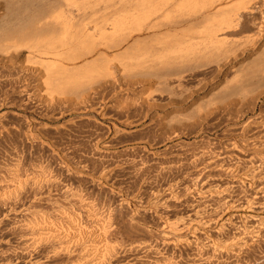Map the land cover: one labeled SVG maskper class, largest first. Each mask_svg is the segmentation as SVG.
<instances>
[{
	"label": "rangeland",
	"instance_id": "rangeland-1",
	"mask_svg": "<svg viewBox=\"0 0 264 264\" xmlns=\"http://www.w3.org/2000/svg\"><path fill=\"white\" fill-rule=\"evenodd\" d=\"M10 1L0 0V18L4 15L1 14L3 11H5V13L7 12L6 2L10 3ZM45 1L47 2L48 0ZM51 1L49 0L47 2L48 4H45L46 8H44V5L43 7H40L43 10L45 9V11L40 9V14L37 16L38 19L41 20L39 16L44 19V16H42L41 13H43V15L44 13L46 14L45 16L47 20L48 17L52 15L53 8H49L50 3V5L52 4V6H56L54 10V12L56 11V14L57 11L58 13L61 12L59 9L62 8V12L66 10L64 14L69 12L68 14L66 13V16H73L72 19H74L72 20V28L74 31L77 28L80 30V27L82 34L86 31L85 39L83 37L81 38L82 40L78 41H82L81 44L79 43L78 45L76 43L77 46L74 45L76 47L71 46L72 49L69 48L71 50L67 51V49H65L64 52H61L65 54L63 55L64 60L68 62V64L65 61L61 62L63 63L62 65H65L64 70L66 75L63 76V79L61 78L58 80L59 83L56 81L58 85H56L57 83H54L52 88L54 87L53 89L55 90L56 87L57 90H53V93L51 94L52 96H47V87H40L38 93L40 94L41 92L40 95L31 91L34 86H31L33 84L32 78L36 76L42 77L44 75V68L40 65L39 61L42 62L43 60V62L46 63L47 57L42 54L41 56L38 52L37 54L34 52V59L31 57L32 54H29L31 52L24 49L23 46L19 44L17 45L19 49H17L16 44L11 40L9 41L6 37V31L4 32L5 36L3 35L4 38H6L4 39L5 41L2 40L3 37H1L0 40V56H2L0 60L3 61H0V200H4L7 196L9 199L11 198L10 200L6 199L8 201L5 200V202L0 201V218H2L0 219V252L3 251L0 253V262L2 261V264H83L85 260L87 263L91 261L95 262L99 257H103L101 258V261H103L100 262V264H147L150 261L151 262L149 264H159L160 260H165L166 257H173L166 260H174L173 263L176 262L178 264H195L191 261L196 259H199L200 262L196 264H229L230 262H232V264H258L257 261H259V264H264V258H262V256H264V240L262 243L260 242V245L258 244V247L260 248L257 247V244L256 246L254 245L255 247L253 246L254 249L253 247L249 248V252L251 254L248 252L241 255L243 257L238 256L241 259L236 256L230 258H227L226 256H219L213 260L208 259L210 256H206L204 258L201 257L202 259H200V257L196 258V255L199 254L198 250L203 245H206L207 242L210 243L211 240H215L213 243H219V240L222 241L221 239L217 240L210 238L211 240L205 241L204 238H201L200 240H196L194 245H197L192 246L191 248H188L185 245H177L176 248L170 249L168 247V240L161 235L164 232L162 230V226L165 224V226L178 224V221L181 219L177 220L178 217L183 216V218L186 219V215H188L190 211V208H188L191 204L190 201H193V198H198L199 200L202 195V188L200 189L201 191L199 190L200 195H198V192H196L197 194H193L191 192L186 193V183L195 178L189 170H184L179 175H175L173 173L171 175L169 173L170 177L168 173V176L156 173L160 172L161 170H158L162 168L164 164H167V162L170 163L171 161V163H173L176 161H182L184 156H186L185 158L190 157L189 155L192 156L199 148L202 149L203 147L205 148V146L208 147L211 146V144H216L217 141L215 143L213 137L214 135L217 136V134H220L218 136H220L219 139L221 138L220 141L222 143L226 138L231 136L230 134L239 137L241 135L239 131L245 124V120H247L250 116H255L257 119H261L263 117L264 119V42L261 45L262 47L252 49L253 44L251 45V43L253 42H251L249 46L247 45L248 42L244 40L245 37L249 38L250 34L244 31L243 33H239L238 36H235L238 39L237 42L240 43L241 41V43H245L247 45H244V47L239 44H237L236 47L235 37L232 38L234 41L229 39V41L231 43L234 42V44H231L228 41V44L219 46L221 49L217 48L218 46L209 47L207 46L208 44H206L208 48L204 46L205 44L195 45L198 40L197 38L201 35V33L210 29V27L206 25L207 22L203 23V19L198 17L197 20H189V23L191 22V25L194 26H191L190 30V28H187L188 22L185 23L186 18L188 20V15L177 12L170 15V19L172 18L170 22L172 21L173 23V21L177 22L178 20L179 24L182 25L180 29L183 30H180V32L183 34V32L186 31V33L184 32V35L186 36H184L185 39L183 40H189V38L187 39L188 34V36H190V41L192 43L194 42L193 45H195L194 47L197 46V48H193V46L191 47L190 45L188 48V45L183 46L180 44L181 46L190 49L185 51L184 48L182 49L181 46L176 43L177 41L175 38H170V40L168 39L167 41V43L170 42L169 44H164L163 42L161 43V45L167 46L164 50V46H159L160 42H158L157 39H152L153 37L151 35L155 31H158L159 28H157L154 32L144 35H135L134 33L133 36H129L131 39L128 38V31L126 32L128 34L124 33L125 35L122 33L119 36L120 33H118V36L117 34L115 36L112 35L113 38L118 41L114 42L115 40L111 37V34L108 35V30L105 31L106 34L103 32L102 35L105 34V36L101 35L103 39L101 36H96V33L92 35L93 28L102 30L105 27L102 18H99V16H101L100 11H103L102 7L106 2L104 3L103 1V3H101L100 1L102 0H89L90 2L84 0L85 3L89 2L92 4L90 7H95L94 2L99 1L96 6L99 5L101 10L98 11L99 13L94 15V12L96 13L97 11L95 10L93 14L90 15L93 8L90 9L89 7L87 9L88 17L86 15L87 18H84L86 21L83 20V22L79 21L81 20V17H84V15L81 14L83 12L79 10L77 11L78 8L72 6V4H75L76 0H72V4L67 2L71 5V7H69V5L66 6L67 3L63 0H54L56 2L55 4L53 3V0ZM110 1L111 0H109V2ZM116 1L118 2V0H115L114 4ZM126 1L128 3L130 2V0ZM247 1L248 2H245V6L249 5L246 3H250L251 5L248 7H255L257 8V11L262 5V9L260 8L261 10H259V12L261 11V13H264V0ZM112 2L113 1L110 3ZM100 3L103 4L102 7L100 6ZM5 4L6 7H4ZM77 4L80 3L78 2ZM259 4L260 6H258ZM115 5L117 6L120 4L117 3ZM233 5H235V3ZM47 8H49V11L52 9L50 11L51 14H47L49 13ZM96 8L97 7H95V9ZM229 8H231V6L224 8L228 9L229 13L225 10L227 14L231 13ZM71 9H74V12ZM168 9L172 10L173 8L169 7ZM242 10L244 9H241V11ZM168 11L171 12L170 10ZM78 12L80 17H78ZM187 13L191 14L192 12ZM4 18L5 15L1 18V20ZM6 18L9 17L7 16ZM165 18L168 20L169 16L162 18V20H165ZM218 18L221 19L220 17ZM5 19L2 20V22L5 21V24L7 23V25L3 26V23L0 20V23H2V25H0V30L2 27L4 28L5 26H8L10 19ZM45 19L41 20V22L47 21ZM156 20L160 21L161 19L159 20L157 18H153V23H155ZM200 20L201 22H197L200 24L202 23L199 26V24L195 21ZM28 21L29 20L23 23L24 25L22 26L24 28L28 27L25 26ZM152 21L150 22L151 25ZM73 22L78 24L76 25V23ZM163 22L164 21H162V23ZM170 22L168 20L167 23ZM164 23L169 26L162 27L160 24L162 30L168 29L171 31L173 29L174 24H167L166 21ZM86 24L87 26L90 24L91 27H86ZM93 24L96 26L98 24L99 27H96ZM203 24L204 28L201 27ZM147 25L146 27L149 26ZM7 28L9 27H5V30ZM53 29H56L57 31L59 27ZM107 29L109 28L107 27ZM57 32H59V30ZM195 32L199 33V36ZM49 33L51 34V32ZM2 34L3 31H1L0 36H2ZM59 34H57L58 38H62L64 36H61V34L59 36ZM87 34L89 36H87ZM148 34H150L151 37ZM126 35L129 41H127V38L125 40L124 37H126ZM145 35L148 38H146ZM195 35L197 36L195 37ZM86 37H88V39ZM136 37L137 40H135ZM141 37L145 38L142 39ZM92 38L95 39V43ZM118 38L120 39L118 40ZM123 39L127 42H124ZM174 39L176 41V46L175 49L171 50V46L173 47L175 45L173 43ZM192 39L195 40L192 41ZM7 40L9 43L12 42V44L7 42L10 46H12L10 48V46L7 45L10 51L8 48L5 50V43ZM139 40L140 42L141 40L145 41L144 43L142 42L139 44ZM150 40L154 41L151 42ZM183 40H179L178 43H182ZM148 41L149 43H147ZM135 43L138 44L135 45ZM13 45H15V47H13ZM168 45H171L170 49ZM114 46H116L117 49H115ZM177 46L180 48L177 49ZM160 47L161 49L163 47V49L161 50ZM245 47L247 48L245 49ZM79 48L80 50H78ZM235 48H240V50H236ZM20 49H22V51H20ZM180 49L182 51H178ZM4 50L6 51V56L8 57H4ZM8 51L10 53H8ZM92 51L93 54L91 55ZM172 51H174V53H171ZM15 52H17V54ZM235 52H237V57L235 56ZM7 53L9 55H7ZM14 53L17 55L18 60L14 56ZM79 54H81V60L78 58ZM85 55L87 57H85ZM229 55L231 56L228 57ZM13 56L16 60L14 58L12 59ZM74 56H78L76 57V60H74ZM233 57L236 58L234 59ZM7 58L10 61H8ZM2 59L8 61L9 63L7 62L4 64L5 61ZM71 59L73 60L69 63ZM12 60H15V62H12ZM30 62L36 64L32 65L34 66V70L36 69L33 74L31 72H29L30 74L28 73L29 68H31L29 67L31 65L29 64ZM24 64H26V67H24ZM20 66L21 70L19 69ZM80 68L84 70H80ZM40 71L42 72L40 73ZM38 72L39 75H37ZM67 73L69 75H67ZM42 79L44 80V77ZM30 82H32V84ZM27 85L30 88H28ZM28 93L30 97L28 96ZM42 93L45 95H42ZM35 95L37 96L35 97ZM47 97L52 101L48 100ZM60 102L61 104H59ZM240 113L243 114L241 115ZM243 115L246 116H244L245 119L244 117L242 118ZM227 126L229 127L227 128ZM227 130L229 132H227ZM192 151L195 152L193 153ZM188 152L192 154H189ZM187 153L189 154L188 156L186 155ZM180 155H182V157ZM178 157L181 158L179 159ZM164 161H166V163H164ZM147 167L149 169H147ZM143 169L144 171H142ZM138 174L139 176H137ZM171 176L174 177L173 179L175 180H172L174 182L171 181ZM180 176H182V179ZM184 177H189L188 181ZM26 179L33 180L32 184L19 190L17 186L18 182ZM16 181L17 184H15ZM180 181H182V183H186H183V185ZM35 182H39L41 185H36ZM147 183H150V185ZM173 183L179 184H175L174 186ZM10 185H12V187L14 185L17 187L7 189L8 187H11ZM28 187L32 188L30 192V188ZM15 190H17L16 193ZM17 192L22 194L18 193L17 195ZM173 193L175 199H172L174 198L172 195ZM155 194L158 195L155 196ZM178 194L183 195L179 196ZM22 195H25L26 197ZM191 195L193 196L191 197ZM153 196H155V199ZM169 196L172 197L169 199ZM177 196H179V198ZM31 197L34 200H32ZM181 198H185V200ZM171 199L172 201L177 200L175 201L177 203H172H175L173 206L170 204ZM180 199L183 200V202ZM162 200L164 203L161 202ZM152 201L153 204L156 202L158 204L152 205ZM146 203L147 205H145ZM183 203H186L188 206L186 204L183 205ZM155 206L156 208H154ZM135 217H138V220ZM158 219H160V222H158ZM111 221L113 223H111ZM158 224L160 225V228ZM107 225L110 226V228L107 227ZM23 226H28L29 229L25 227L27 231L34 229L37 230V232H40L41 230V232L44 231L45 233L52 232L53 235L56 233L58 234L54 236L55 240L52 239L53 237H51V239L49 238L48 242L51 241L50 243H47L49 246L43 249L32 248L31 250L34 249V251L31 252V250L27 247L26 249L25 244L22 243V241H25L30 236V232H27ZM29 226L32 227V229ZM35 227H37V229ZM200 228H197L199 229L197 231L202 232L204 228ZM26 232L28 235H25ZM60 235L62 237H60ZM19 236H23L24 238L22 237V239ZM74 237H77V239ZM182 237H184L183 234ZM60 239L62 240L60 241ZM204 241L206 243H202ZM65 242L69 247L67 248V245L63 244V247L67 248V255L64 250L61 252L49 250L52 249L51 247L54 245H61V243ZM162 242L164 244H161ZM131 243H134L133 246ZM146 243L153 247L152 249L154 251L152 250V253L148 255H145V253H137L136 255L135 252H130V248L134 247V245L139 244V246H142V244L144 245ZM69 244L71 246L73 245V247ZM195 247H197V249H194ZM113 248L114 251H110ZM116 249L117 253L115 252ZM104 251H106V253ZM42 252L45 254L43 253L44 255H42ZM113 252H115V254ZM111 253H113L112 255H114V257L117 254L115 257L116 259L112 257ZM130 253H133V255ZM54 255L56 257H54ZM124 255L127 256L125 257ZM134 255L136 257H134ZM107 257L108 259L110 257L114 260L112 261L110 259L106 262L107 259L105 258ZM178 257L179 259L175 261ZM83 258H85V260ZM122 258H126L124 259L125 261ZM132 258L134 262H132ZM159 258L161 259L159 260ZM206 258L207 261H210L209 263L205 261ZM250 258L253 262L250 261ZM17 259L18 263L16 262ZM225 259H227V261ZM22 261L25 262L23 263ZM94 264H96V262Z\"/></svg>",
	"mask_w": 264,
	"mask_h": 264
},
{
	"label": "bare ground",
	"instance_id": "bare-ground-1",
	"mask_svg": "<svg viewBox=\"0 0 264 264\" xmlns=\"http://www.w3.org/2000/svg\"><path fill=\"white\" fill-rule=\"evenodd\" d=\"M6 1V0H5ZM10 1V0H9ZM49 1V0H48ZM47 1V2H48ZM51 1V0H50ZM58 1V0H56ZM60 1V0H59ZM62 1V0H61ZM65 1V3H71L72 4V0H63ZM75 1V0H74ZM84 0H79V1H75V4H72L73 7H77V11H82L84 15V17L82 18L81 17V20L79 21H83L84 18L86 17L87 15V9L92 5L91 3H83ZM94 1V0H93ZM92 1V2H93ZM100 1V0H99ZM98 1V2H99ZM105 3V5L103 6V4L101 3ZM111 1H113V5L112 3H110ZM109 2V0H102L100 1V6L102 7L103 11H100V7L99 5L96 6V4H98L97 1L94 2L95 4V7H99L98 9L95 7H90L93 8L92 11L90 12V15L93 14V12L95 10L96 13L94 12V15L99 13L98 11H100L101 13V16H99V18L101 17L102 18V21L104 22V27L103 29L105 30H98L97 28H93L91 33L92 35L94 33H96L95 35L96 36H101L103 34V32L105 33V31H109L108 35L111 34V37L113 38L112 35H116L118 36V33L119 36L123 33V35L125 34H128V38L131 39L129 36H133V34L135 33L136 34H139V35H144V34H147V33H151V32H154L155 30L158 29V31H155L152 35V39H157L159 43V46H164V50H165V47H167L166 45H161V43L163 42L164 44H169L167 43L168 39L170 40V38H175L173 43L175 44L173 47L171 46V50L175 49V46H176V43L178 45L182 44L183 46H187L188 45V48L191 46H193V48H197L194 47L196 44H205L204 46H206V44H208L207 46H218L217 48H220L219 46L223 45V44H228V41L229 39H232L233 37L235 36H238L239 33H243L244 31L248 32L250 35V37L246 38L245 37V41H247V45L250 46V43L251 45L253 46L252 49L254 48H259V47H262V43L264 42V13H261V11L259 12V10L262 9V5H261V9L259 8L258 11H257V8L255 7H248L249 5H251L250 3H246V4H249L247 7L245 6V2H248L247 0H130V2L128 3L126 0H118V2L116 1L115 4L119 3L120 5H115L114 4V1L115 0H111ZM129 1V0H128ZM4 2V1H3ZM45 0H12L10 1V3L6 2L7 3V12L5 13V11H3L1 14H4L5 15V18L8 16L9 18H6V19H10L9 22H8V26H5V27H9L5 30V27L3 28L2 26V29L0 30V33L1 31H3V34L2 36H0V40H1V37L3 41H5L4 39V32L6 34V37L8 38V40L10 41H13L16 46L19 44L21 46H23L24 49L28 50L29 54H32L31 57H33V54L34 52H37L41 55H44L45 57H47V62L44 63L43 60L42 62L39 61L40 65L44 68L43 70L41 69L44 73V75L42 77H33L32 78V82H30L31 86H33V88L31 89V91L35 94H38L39 93V90H40V87H47L46 89V92H47V96L51 95L53 93V88L52 86H54V83H57L56 81L60 80L61 78L63 79V76L66 75L65 73V65H62L63 63H61L62 61H65L64 60V56L65 54L61 53L62 51L64 52L65 49L68 50H71V46L73 47H76V43L79 45V43L81 44V42H78L79 40H82L81 38L84 37L85 39V34H86V31L82 34V30H81V27H80V30L79 28H75L76 30L74 31L73 30V26H72V17H70L71 15L69 16H66L67 14L64 12H62V8L59 9L61 12L58 13L57 11V14H56V11L54 12L55 10V7L52 6V4L50 5L49 3V8H53L50 9V11L52 10V15H50L48 17V20L46 18V14L44 13H41L42 16H44V19L47 20V21H44V22H41V20H44L42 17L39 16L40 19L37 18V16L40 14V7H43L44 5V8L45 7V4L47 3ZM52 2V1H51ZM80 3V4H77V3ZM121 2V3H120ZM259 2V1H258ZM1 3V2H0ZM53 3L55 4L56 2L53 0ZM58 3V2H57ZM67 3L66 6H68L69 4ZM235 3V5H233ZM48 4V3H47ZM63 4V3H62ZM77 4V5H76ZM90 4V5H89ZM258 4V3H257ZM233 5V6H232ZM3 6V5H2ZM1 6V7H2ZM48 6V5H46ZM230 7L229 8V11L231 12L230 14H227L225 12V10H227L228 12V9H224L225 7ZM260 6V4L258 5ZM6 7V4L5 6ZM69 7H71V5H69ZM72 7V8H73ZM173 8L172 10L171 9H168V8ZM264 7V5H263ZM49 8H47L46 10L49 11ZM75 9V8H74ZM74 9H71L73 10L74 12ZM241 9H244L241 11ZM2 10V8H1ZM43 10V9H41ZM57 10V9H56ZM168 10H170L171 12H169ZM45 11V9L43 10ZM41 11V12H43ZM46 11V13H47ZM49 11V13L47 14H51ZM168 11V12H167ZM183 13V14H186L188 15V20L186 18V22H188V26L187 28H190L191 26V22L189 23V20H197L198 17H201V19H203V23L207 22L206 25H208L210 27V29L206 28L208 26H206L205 28L208 29L207 31L201 33V35L199 36V33H196L198 34V40H197V43H195V45H193V43L190 41V36H188L187 34V39L189 38V40H183L185 39L184 36V32L186 33V31L183 32V34L180 32V29L182 27L181 24H179L178 20V24L176 25V21H172L170 22V15L171 14H174V13ZM187 12H192L191 14L190 13H187ZM54 13V14H53ZM229 13V12H228ZM260 13V14H259ZM75 14V13H74ZM3 15V16H4ZM78 15H79V12H78ZM89 15V16H90ZM177 15V14H176ZM2 16V17H3ZM166 16H169L168 20L170 23H167L168 20L167 18H165V20H162V18L166 17ZM1 17V18H2ZM80 17V15L78 16ZM88 17V15H87ZM86 17V18H87ZM172 17V16H171ZM175 17V16H174ZM183 17V16H182ZM187 17V16H185ZM218 17H220L221 19H219ZM0 18V20H1ZM4 18V19H5ZM153 18H157V19H161L160 21L156 20L155 23H153L154 21ZM176 18V17H175ZM2 19V20H4ZM5 19V20H6ZM38 19V20H37ZM80 19V18H79ZM1 20V22H2ZM28 21V23L25 25L27 28H24L22 25H24L23 23L25 21ZM77 21V20H76ZM78 21V22H79ZM86 21V19L84 20ZM83 21V22H84ZM91 21H95V20H91ZM90 21V22H91ZM152 21V25L150 24V22ZM162 21H166L167 24H174L173 26V29L170 31L168 29H165L166 30H162L161 28L163 26H169V25H163ZM182 21V20H181ZM7 22V21H6ZM82 22V23H83ZM89 22V23H90ZM175 22V23H174ZM196 23L197 22H201L200 21H195ZM195 22H192V23H195ZM3 23V26L4 25H7V23L5 24V21L2 22ZM2 23H0V25H2ZM10 23V25H9ZM73 23H76V22H73ZM81 23V25H82ZM87 23V22H86ZM100 23V22H99ZM182 23V22H181ZM78 23H76L77 25ZM149 26H148V25ZM160 24L162 25V27H160ZM199 24V26L202 24L200 23H197ZM75 25V26H76ZM80 25V23H79ZM78 25V27H79ZM95 25V24H93ZM103 25V24H102ZM146 25L148 27H146ZM74 26V27H75ZM88 26H90V24H88ZM87 24H86V27H88ZM96 26V25H95ZM109 29H107V27ZM56 27H59V32L56 31V29H53V28H56ZM91 27V26H90ZM96 27H99L98 24ZM171 27V25H170ZM194 27V26H193ZM192 27V28H193ZM204 28V24L203 26H201ZM83 28V27H82ZM85 28V27H84ZM101 28V27H100ZM4 29V30H3ZM185 29V28H183ZM205 29V30H206ZM87 30V29H85ZM91 30V29H90ZM191 30V28H190ZM128 31V33H126ZM183 31V30H182ZM189 31V30H188ZM187 31V33H188ZM193 31V30H192ZM51 32V34L49 33ZM194 32V31H193ZM49 33V34H48ZM61 34V36H63L62 38H58V35L57 34ZM125 33V34H124ZM194 33V34H195ZM205 33V34H204ZM59 34V36H60ZM89 34V33H88ZM87 34V36H89ZM106 34V33H105ZM102 35V36H105ZM190 34V33H189ZM193 34V36H194ZM4 35V36H3ZM48 35V36H47ZM91 35V37H92ZM122 35V37H123ZM150 36V34H148ZM192 35V34H191ZM95 36V37H96ZM101 36V38L103 39V37ZM197 35H195L196 37ZM94 37V38H95ZM96 37V38H98ZM108 37V36H107ZM146 37V35H145ZM145 37H141L142 39H144ZM151 37V36H150ZM194 37V38H195ZM88 39V37H86ZM95 38V39H96ZM110 38V36H109ZM108 38V39H109ZM117 38V37H116ZM125 40L127 38V35L126 37H124ZM127 38V39H128ZM139 38V37H138ZM148 38V37H146ZM193 38V37H191ZM83 39V41H84ZM86 39V40H87ZM93 39V38H92ZM93 39V41L95 40ZM99 39V38H98ZM114 39V38H113ZM120 38H118L119 40ZM129 39L127 41H129ZM178 39V40H177ZM200 39V40H199ZM236 39V47H237V44L241 45L244 47V45H246L245 43H240L237 42L238 39L235 37ZM8 40L3 43L6 44V47H5V50L7 47V45L9 44H12V42H8ZM59 40V42H58ZM85 40V41H86ZM90 40V39H89ZM112 40V39H111ZM115 40V39H114ZM124 40V39H123ZM121 40V41H123ZM124 42H127L125 41ZM135 40H137V37L135 38ZM148 40V39H147ZM179 40H183L182 43H178ZM195 39H192V41H194ZM233 40V39H232ZM97 41V40H96ZM101 41H104V40H101ZM145 41V40H144ZM144 41L140 40L138 41L139 44H141L142 42L144 43ZM151 41V40H150ZM154 41V40H152ZM151 41V42H152ZM172 41V40H171ZM234 41V40H233ZM9 44H8V43ZM114 42H118V41H114ZM134 42V41H133ZM132 42V44H133ZM157 42V43H158ZM176 42V43H175ZM230 42V41H229ZM86 43V42H85ZM95 43V41H94ZM120 43V42H119ZM123 43V42H122ZM138 43H135V45H137ZM149 43V41L147 42ZM156 43V41H155ZM154 43V44H155ZM231 43V42H230ZM229 43V44H230ZM112 44V43H111ZM131 44V43H130ZM153 44V43H152ZM231 44H234L231 43ZM59 45V46H57ZM76 45V46H74ZM105 45V44H104ZM121 45V44H120ZM134 45V46H135ZM190 45V46H189ZM199 45V46H200ZM246 45V46H247ZM10 46V45H9ZM148 46V45H147ZM154 46V45H153ZM170 46L168 45L169 49H170ZM181 46V45H180ZM181 46V48L185 51H187V47H183ZM206 46V47H207ZM224 46V45H223ZM1 47V46H0ZM12 46H10L11 48ZM13 47H15V45H13ZM86 47V46H84ZM88 47V46H87ZM113 47V46H112ZM115 49H117L116 46H114ZM118 47H121V46H118ZM137 47V46H136ZM144 47V46H143ZM146 47V46H145ZM151 47V46H150ZM205 47V48H206ZM239 47V46H238ZM242 47V48H243ZM17 49L18 46L16 47ZM71 48V49H69ZM105 48V47H104ZM108 48V47H107ZM110 48V46H109ZM147 48V47H146ZM180 48L177 46V49ZM186 48V49H185ZM201 48V46H200ZM203 48V47H202ZM208 48V47H207ZM247 47H245L246 49ZM249 48V47H248ZM264 48V47H263ZM13 49V48H12ZM77 49V48H76ZM138 49V48H137ZM136 49V50H137ZM153 49V48H151ZM161 49V47H160ZM163 49V47H162ZM161 49V50H162ZM167 49V48H166ZM192 49V48H191ZM211 49V48H209ZM221 49V48H220ZM236 50H240V48H235ZM3 50V49H2ZM3 51L4 54V57L6 56V51ZM8 50L10 51V49L8 48ZM75 50V49H74ZM80 50V48L78 49ZM91 50V49H90ZM110 50V49H108ZM131 50V49H130ZM190 50V49H188ZM248 50V49H247ZM250 50V48H249ZM259 50V49H258ZM263 50V49H262ZM8 51V53H10ZM20 51H22V49H20ZM116 51V50H115ZM124 51V50H123ZM148 51V49H147ZM176 51V50H175ZM178 51H182L181 49L178 50ZM200 51V50H199ZM207 51V50H206ZM233 51V50H232ZM246 51V50H245ZM244 51V52H245ZM261 51V50H260ZM13 52V51H12ZM24 52V51H23ZM77 52V51H76ZM128 52V51H126ZM146 52V51H145ZM152 52V51H151ZM191 52V51H189ZM188 52V54H189ZM239 52V51H238ZM1 53V52H0ZM2 53V54H3ZM7 53V55H9ZM17 54V52H15ZM14 53V56L16 57L17 59V55ZM19 53V52H18ZM25 53V52H24ZM27 53V52H26ZM68 53V52H67ZM120 53V52H119ZM143 53V52H142ZM150 53V52H149ZM171 53H174V51H172ZM176 53V52H175ZM182 53V52H181ZM198 53V52H197ZM195 53V54H197ZM237 52H235V56L237 57L236 55ZM20 54V53H19ZM28 54V55H29ZM83 54V52H82ZM85 54V53H84ZM90 54V53H88ZM93 54V51L91 53V55ZM99 54V53H98ZM121 54V53H120ZM170 54V53H169ZM232 54V53H231ZM242 54V53H241ZM11 55V54H10ZM41 55V56H42ZM69 55V54H68ZM81 54H79V57L78 56H74V60H76V57L80 58V60L82 59V57L80 56ZM87 55V54H86ZM85 55V57H87ZM119 55V54H118ZM163 55V54H162ZM167 55V54H166ZM165 55V56H166ZM227 55V54H226ZM248 55V54H247ZM14 56L12 57V59L14 58ZM22 56V54H21ZM26 56V55H25ZM40 56V57H41ZM70 56V55H69ZM84 56V55H82ZM153 56V55H152ZM161 56V55H160ZM174 56V55H173ZM186 56V55H185ZM195 56V55H194ZM201 56V55H200ZM231 55H229L228 57H230ZM8 57V56H6ZM11 57V56H10ZM9 57V59H10ZM23 57V56H22ZM30 57V58H31ZM67 57V56H66ZM137 57V56H136ZM227 57V56H226ZM236 57H233L234 59ZM0 58H2V56H0ZM29 58V59H30ZM34 58V57H33ZM166 58V57H165ZM177 58V57H176ZM195 58V57H194ZM197 58V57H196ZM232 58V57H231ZM230 58V59H231ZM5 59V58H4ZM2 59V60H4ZM8 58L7 60L10 61ZM15 59V58H14ZM15 59V60H16ZM28 59V58H27ZM32 59V58H31ZM35 59V58H34ZM33 59V60H34ZM37 59V58H36ZM66 59V58H65ZM84 59V58H83ZM157 59V58H156ZM179 59V57H178ZM184 59V58H183ZM228 59V58H227ZM6 60V59H5ZM4 60V61H5ZM15 60H12V62ZM18 60V59H17ZM41 60V59H40ZM69 60V59H68ZM73 59L70 60L69 63H71ZM79 60V59H78ZM182 60V59H181ZM224 60V59H223ZM1 61V60H0ZM8 61H5V63H7ZM29 61V60H28ZM27 61V63H28ZM45 61V60H44ZM86 61V60H85ZM144 61V60H143ZM165 61V60H164ZM225 61V60H224ZM3 62V61H1ZM11 62V63H12ZM18 62V61H17ZM26 62V61H25ZM38 62V61H37ZM67 62V61H65ZM84 62V61H83ZM88 62V61H87ZM228 62V61H227ZM9 63V62H8ZM10 63V64H11ZM24 63V62H23ZM35 63V62H34ZM85 63V62H84ZM31 64L29 67V72H31L32 74L35 73V70H34V66L32 65H36V64H33V63H29ZM27 64V65H29ZM38 64V63H37ZM68 64V62H67ZM225 64V63H224ZM9 65V64H8ZM15 65V64H14ZM26 67V64H24ZM84 65V64H83ZM12 66V65H11ZM40 66V67H41ZM64 66V67H62ZM81 66V65H80ZM224 66V65H223ZM36 67V66H35ZM75 67V66H73ZM72 67V68H73ZM85 67V66H84ZM10 68V67H9ZM23 68V67H22ZM28 68V66H27ZM37 68V67H36ZM78 68V67H77ZM1 69V68H0ZM19 69L21 70V66L19 67ZM25 69V68H24ZM70 69V67H69ZM220 69V68H219ZM38 70V68H37ZM73 70V69H72ZM79 70V69H77ZM80 70H84V69H81ZM23 71V70H22ZM40 71V73L42 72ZM107 71V70H106ZM221 71V69H220ZM25 72V71H24ZM23 72V73H24ZM67 72H68V69H67ZM72 72V71H71ZM264 72V71H263ZM26 73V72H25ZM77 73V72H76ZM109 73V72H108ZM107 73V75H108ZM19 74V73H18ZM30 74V73H29ZM71 74V73H70ZM75 74V73H74ZM73 74V75H74ZM22 75V73H21ZM26 75V74H25ZM28 75V74H27ZM39 75V72L38 74ZM67 75H69L67 73ZM114 75V74H113ZM264 75V73H263ZM110 76V75H109ZM18 77V76H17ZM22 77V76H21ZM27 77V76H26ZM44 77V80L42 79ZM67 77V76H66ZM65 77V78H66ZM111 77V76H110ZM113 77V76H112ZM150 77V76H149ZM155 77V76H154ZM19 78V77H18ZM153 78V77H151ZM67 79V78H66ZM138 79V78H137ZM149 79V78H147ZM146 79V81H147ZM264 79V78H263ZM6 80V79H5ZM11 80V79H10ZM24 80V79H23ZM7 81V80H6ZM143 81V80H142ZM145 81V80H144ZM145 81V82H146ZM264 81V80H263ZM5 82V81H4ZM12 82V81H11ZM139 82V81H138ZM1 83V82H0ZM59 83V81H58ZM58 83L56 85H58ZM61 83V82H60ZM117 83V82H116ZM142 83V82H141ZM67 84V83H66ZM111 84V83H109ZM108 84V85H109ZM115 84V82H114ZM113 84V85H114ZM29 85V86H30ZM107 85V84H106ZM67 86V85H66ZM110 86V85H109ZM115 86V85H114ZM28 87V85H27ZM30 88V87H28ZM104 88V87H103ZM116 88V87H115ZM4 90V89H3ZM55 90H57V88L55 87ZM54 90V91H55ZM264 91V89H263ZM262 91V92H263ZM44 93V91H43ZM42 95H45L43 94ZM5 94V93H4ZM41 94V92H40ZM38 94V95H40ZM26 95V94H25ZM28 96L30 97L29 93H28ZM34 96V95H33ZM37 95H35L36 97ZM52 96V95H51ZM42 97V96H41ZM48 98V97H47ZM47 98H44V99H47ZM90 98V97H88ZM43 99V100H44ZM42 100V101H43ZM48 100H51L50 98H48ZM84 100V99H83ZM52 101V100H51ZM143 102V101H142ZM254 102V101H253ZM252 102V104H253ZM255 103V102H254ZM61 104V102L59 103ZM256 104V103H255ZM228 105V104H227ZM229 106V105H228ZM253 106V105H252ZM256 106V105H255ZM251 107V106H250ZM225 108V107H224ZM255 108V107H254ZM253 109V108H252ZM259 109V108H258ZM213 110V109H212ZM220 110V109H219ZM247 110V109H246ZM254 110V109H253ZM214 111V110H213ZM218 112V111H217ZM244 112V111H243ZM213 114V113H212ZM241 114V113H240ZM243 114V113H242ZM241 114V115H242ZM253 114V113H252ZM240 115V116H241ZM208 116V115H207ZM245 115L242 116V118L244 117ZM258 116V115H257ZM210 117V116H209ZM246 117V116H245ZM244 117V119H245ZM248 117V116H247ZM240 118V119H242ZM208 119V118H207ZM244 121V120H243ZM245 124L242 126L241 130L239 131L240 132V136L236 137V136H233L232 134H230L231 136H227L228 138H226L224 135L229 132L227 130V132L223 135L226 139L225 141L222 143L220 140L221 138L219 139L220 134H217L216 135H212L214 137V141L216 144H211V146H208L205 148L203 147L202 149H198L192 156L189 155V154H192V153H187L186 155L190 156L188 158H185L186 156H184V158H182L183 160L182 161H179V162H173L171 163H168L167 164H164L162 168H160L158 171L160 172H156L158 174H165L167 175V173L171 174H175V175H179L181 174L184 170H189L191 171L192 173V176H194L195 178L191 181H188V178L184 177L187 179V183L186 182H183V183H186V188H185V191L186 193L187 192H191V193H196L198 192L199 193V190L202 188V195L200 196L199 200L198 198L197 199H194L193 198V201H190V211H189V214L186 215V219L182 217H178L177 220L178 221V224L176 225H173L172 226H165V225H161L162 226V231L163 234V237L165 239L168 240V247L170 249H174L176 248L177 245H185L186 247L188 248H191L192 246H196L194 245V242L196 240H200L201 238H204L205 241H209L211 240L210 238L212 239H221L222 241L219 240V243H213V241L215 240H211L210 243L207 242L206 245H203L201 244V250L199 249V254L196 255V258L197 257H200V259H202L201 257H208L210 256L208 259L209 260H213L215 259L216 257H219V256H226L227 258H230V257H233V256H241L245 253H248L249 252V248H252L254 245L256 246L257 244V247H258V244L260 245L263 240H264V119L263 117L261 119H257L255 118V116H250L247 120H245ZM238 122V121H237ZM235 123V122H234ZM229 126H227L228 128ZM226 128V129H227ZM225 129V128H224ZM230 129V128H229ZM238 129V128H236ZM232 130V129H231ZM224 132V131H223ZM232 132V131H231ZM229 135V134H228ZM236 135V134H235ZM239 135V134H237ZM222 136V137H223ZM212 137V138H213ZM224 139V138H223ZM213 141V142H214ZM210 145V144H209ZM185 155V154H184ZM182 157V155H180ZM181 157H178L179 159ZM178 159V160H179ZM177 160V159H176ZM175 161V160H173ZM162 163V162H161ZM164 163H166V161H164ZM145 164V163H144ZM160 164V163H159ZM148 165V164H147ZM149 167V166H148ZM147 167V169H149ZM136 168V167H135ZM144 168V167H143ZM145 169V168H144ZM144 169L142 171H144ZM157 169V168H156ZM140 170H141V167H140ZM155 171V170H154ZM152 172V171H151ZM142 173V172H141ZM190 173V172H189ZM190 173V174H191ZM146 174V173H145ZM170 174H169V177H170ZM23 175V174H22ZM141 175V174H140ZM144 175V174H143ZM153 175V174H152ZM156 175V174H155ZM139 176V174L137 175ZM158 176V175H156ZM163 176V175H162ZM168 176V175H167ZM184 176V175H183ZM191 176V177H192ZM160 177V176H158ZM172 177V176H171ZM177 177V176H176ZM175 177V178H176ZM181 179H182V176H180ZM224 177V178H223ZM16 178V177H15ZM28 178V177H27ZM40 178V177H39ZM161 178V177H160ZM174 177H172L171 181L172 180H175L173 179ZM183 178V179H184ZM22 179V178H21ZM44 179V178H43ZM150 180V179H149ZM179 180V179H178ZM15 181V180H14ZM155 181V180H154ZM170 181V182H171ZM177 181V180H176ZM33 182V180L31 179H26V180H23L20 182H18L17 184V181L15 184H17L19 190L31 185ZM41 182V181H40ZM150 182V181H149ZM169 182V184H170ZM174 182V181H172ZM171 182V183H172ZM36 185L38 184L39 186L41 185V183L39 182H35ZM167 183V182H166ZM180 183H182V181H180ZM182 183V184H183ZM7 184V183H6ZM34 184V183H33ZM51 184V183H50ZM148 184V183H147ZM153 184V183H152ZM167 184V185H169ZM174 186L175 184H179V183H173ZM181 184V185H182ZM2 185V184H1ZM150 185V183L148 184ZM179 185V186H181ZM184 185V184H183ZM5 186V185H4ZM11 187H8L7 189H11V188H14V187H17V186H13L10 185ZM37 186V187H39ZM45 186V185H44ZM154 186V185H153ZM173 186V188H174ZM7 187V186H6ZM42 187V186H41ZM49 187V186H48ZM55 187V186H54ZM152 187V185H151ZM172 187V186H171ZM178 187V186H177ZM2 188V187H1ZM30 188V187H28ZM153 188V187H152ZM3 189V188H2ZM5 189V188H4ZM32 188H30L29 192L31 191ZM38 189V188H37ZM146 189V188H145ZM176 189V188H175ZM41 190V189H39ZM147 190H148V187H147ZM17 190H15V193H16ZM26 191V190H25ZM201 191V190H200ZM3 192V191H2ZM23 192V191H22ZM35 192V191H34ZM40 192V191H39ZM43 192V190H42ZM147 192V191H146ZM152 192V191H151ZM13 193H14V190H13ZM19 192H17V195H18ZM73 193V192H72ZM150 193V192H149ZM179 193V192H178ZM12 194V193H10ZM19 194H22V193H19ZM25 194V193H24ZM29 194V193H28ZM42 194V193H41ZM197 194V193H196ZM13 195V194H12ZM158 195V194H155V196ZM174 196V193L172 194ZM176 195V194H175ZM179 195V194H178ZM181 195V194H180ZM179 195V196H180ZM183 195V194H182ZM181 195V196H182ZM186 195V194H185ZM190 195V194H188ZM200 195V193L198 194ZM6 196V195H4ZM22 196H25V195H22ZM40 196V195H39ZM138 196V195H137ZM155 196L154 199H155ZM162 196V195H161ZM179 196H177L179 198ZM187 196V195H186ZM193 195H191L192 197ZM196 196V195H195ZM26 197V196H25ZM37 197V196H36ZM44 197V196H43ZM149 197V196H148ZM159 197V196H158ZM172 196H169V199L171 198ZM188 197V196H187ZM198 197V196H197ZM3 198V197H2ZM5 198V197H4ZM22 198V197H21ZM32 198V197H31ZM34 198V196H33ZM32 198V200H34ZM79 198V197H78ZM146 198V197H145ZM164 198V197H163ZM1 199V197H0ZM6 199H9V197L7 196V198H5L4 200H0L2 202H5ZM11 199V198H10ZM9 199V200H10ZM36 199V198H35ZM144 199V198H143ZM172 199H175V196L174 198ZM172 199L170 200V204L173 206L175 203V201L177 200H173ZM181 199H184L185 198H181ZM180 199V200H181ZM189 199V198H188ZM186 199V200H188ZM15 200V199H14ZM25 200V199H24ZM141 200V199H140ZM8 201V200H6ZM38 201V200H37ZM151 201V200H150ZM158 201V200H157ZM179 201V200H178ZM183 202V200H181ZM189 201V200H188ZM1 202V203H2ZM11 202V201H9ZM155 202V200H154ZM159 202V201H158ZM163 202V200L161 201ZM173 202H175L174 204H172ZM187 202V201H185ZM15 203V202H13ZM26 203V202H25ZM24 203V204H25ZM29 203V202H28ZM38 203V202H37ZM152 205L154 204H158L157 202L153 204V201L151 202ZM151 203H150V206H151ZM164 203V202H163ZM179 203V202H178ZM181 203V202H180ZM169 204V203H167ZM182 204V203H181ZM186 204V203H183V205ZM6 205V204H5ZM13 205V204H12ZM87 205V204H86ZM85 205V206H86ZM147 205V203L145 204ZM170 205V206H171ZM187 205V204H186ZM3 206V205H2ZM7 206V205H6ZM31 206V205H30ZM90 206V205H89ZM160 206V205H159ZM165 206V205H164ZM167 206V205H166ZM171 206V207H172ZM188 206V205H187ZM4 207V206H3ZM8 207V206H7ZM25 207V205H24ZM27 207V206H26ZM161 207V206H160ZM169 207V206H167ZM6 208V207H5ZM156 208V206L154 207ZM163 208V207H162ZM186 208V207H185ZM15 209V208H14ZM13 209V210H14ZM18 209V208H17ZM24 209V208H23ZM32 209H33V206H32ZM138 209V208H137ZM149 209V208H148ZM147 209V210H148ZM159 209V208H158ZM2 210V209H1ZM11 210V209H10ZM26 210V209H25ZM90 210V208H89ZM165 210V209H163ZM167 210V209H166ZM29 211V210H28ZM49 211V210H48ZM152 211V210H151ZM157 211V210H156ZM161 211V210H160ZM186 211V210H185ZM186 211V212H188ZM116 212V211H115ZM168 212V211H167ZM21 213V212H20ZM50 213V212H49ZM22 214V213H21ZM112 214V213H111ZM114 214V213H113ZM183 214V213H182ZM185 214V213H184ZM187 214V213H186ZM6 215V214H5ZM24 215V214H23ZM30 215V214H29ZM32 215V214H31ZM37 215V213H36ZM53 215V214H52ZM181 215V214H180ZM8 216V215H7ZM17 216V215H16ZM35 216V215H34ZM98 216V215H97ZM96 216V217H97ZM139 216V215H138ZM143 216V215H142ZM185 216V215H184ZM4 217V216H3ZM59 217V216H58ZM134 217V216H133ZM8 218V217H6ZM44 218V217H43ZM62 218V217H61ZM69 218V217H68ZM136 219L138 217H135ZM156 218V217H155ZM2 219V218H0ZM25 219V218H24ZM23 219V220H24ZM56 219V218H55ZM93 219V218H92ZM26 220V219H25ZM44 220V219H43ZM62 220V219H61ZM109 220V219H108ZM138 220V219H137ZM159 220V221H158ZM157 221L160 222V219H158ZM107 221V220H106ZM155 221V220H154ZM2 222V221H1ZM51 222V221H50ZM110 222V221H109ZM157 222V223H158ZM67 223V222H66ZM111 223H113L111 221ZM1 224V223H0ZM23 224V223H22ZM56 224V223H55ZM64 224V223H63ZM68 224V223H67ZM108 224V223H107ZM160 224V223H159ZM158 224V225H159ZM163 224V222H162ZM97 225V224H96ZM95 225V226H96ZM109 225V224H108ZM110 228V226H108ZM113 225V224H112ZM157 225V224H156ZM18 226V225H17ZM16 226V227H17ZM42 226V225H41ZM48 226V224H47ZM98 226V225H97ZM114 226V225H113ZM116 226V225H115ZM20 227V226H19ZM24 227V226H23ZM28 228V226H25ZM24 227V229H25ZM30 227V226H29ZM59 227V226H58ZM106 227V226H105ZM112 227V226H111ZM132 227H133V223H132ZM136 227V226H135ZM200 227H203L204 230L202 232H199L197 230V228H200ZM22 228V227H20ZM19 228V229H20ZM32 229V227H30ZM34 228V227H33ZM37 229V227H35ZM40 228V227H39ZM45 228V227H43ZM48 228V227H47ZM51 228V227H50ZM53 228V227H52ZM69 228V227H68ZM159 228H160V225H159ZM14 229V228H13ZM23 229V228H22ZM29 229V228H28ZM201 229V228H200ZM26 230V229H25ZM40 230V229H38ZM50 230V229H49ZM52 230V229H51ZM71 230V229H70ZM13 231V230H12ZM23 231V230H22ZM27 231V230H26ZM27 232H30V236L28 237V239H24L25 241H22L23 244H25V248H29L30 250L32 248H46L47 246H49L47 243H50L48 242L49 241V238L51 239V237H53L52 239H54L55 235L58 234L56 233L55 235L52 234V232H48V233H45L44 231L41 232H37V230H29ZM25 233V235L28 233ZM199 232V233H198ZM54 233V232H53ZM182 234L184 235V237H182ZM199 234V235H198ZM21 235V234H20ZM23 235V234H22ZM62 235V234H61ZM60 235V237H62ZM80 235V234H79ZM69 236V235H67ZM76 236V235H75ZM21 237V236H19ZM23 237V236H22ZM21 237V238H22ZM18 238V237H17ZM24 238V237H23ZM22 238V239H23ZM75 238V237H74ZM73 238V239H74ZM79 238V236H78ZM77 239V237L75 238ZM156 239V238H155ZM19 240V239H18ZM55 240V239H54ZM58 240V239H57ZM62 239H60L61 241ZM158 240V239H156ZM5 241V240H4ZM59 241V240H58ZM73 241V240H72ZM164 241V240H163ZM203 241V240H202ZM202 242V243H206V242ZM11 242V241H10ZM25 242V243H24ZM53 242V241H52ZM79 242V241H78ZM81 242V241H80ZM151 242V241H150ZM158 242V241H157ZM161 242V241H160ZM261 242V243H260ZM13 243V242H12ZM21 243V244H22ZM60 243V242H59ZM68 243V242H67ZM73 243V242H72ZM71 243V244H72ZM145 243V242H144ZM149 243V242H148ZM166 243V244H167ZM3 244V242H2ZM18 244V243H17ZM63 244L65 245V243H61V245L57 244V245H54L53 247H51L52 249H49V250H54V251H58V252H61V251H65L66 253V250L68 247L67 245V248L66 247H63ZM132 244V243H131ZM130 244V245H131ZM134 244V243H133ZM132 244V246H133ZM141 244V243H139ZM138 245H134V247L130 248L131 251L130 252H135L136 255L137 253H145V255H148L150 253H152V248L150 246V244H142V246H139ZM153 244V243H152ZM151 244V245H152ZM156 244V243H155ZM161 244H164L163 242ZM11 245V244H9ZM53 245V244H52ZM70 245V244H69ZM76 245V243H75ZM78 245V244H77ZM263 245V244H262ZM1 246V245H0ZM45 246V247H44ZM71 246V245H70ZM83 246V245H82ZM137 246V247H135ZM166 246V245H164ZM254 246V247H255ZM10 247V246H9ZM24 247V246H23ZM73 247V245L71 246ZM70 247V248H71ZM162 247V246H161ZM167 247V246H166ZM253 247V249H254ZM262 247V246H261ZM2 248V247H1ZM12 248V247H11ZM26 248V249H27ZM108 248V247H107ZM260 248V247H258ZM4 249V248H3ZM7 249V248H6ZM31 250L32 251H34ZM77 249V248H76ZM106 249V248H105ZM110 249V248H109ZM161 249V248H160ZM194 249H197V247H195ZM252 249V250H253ZM37 250V249H36ZM48 250V249H46ZM70 250V249H69ZM68 250V251H69ZM84 250V249H82ZM108 250V249H106ZM129 250V249H128ZM159 250V249H158ZM258 250V249H257ZM29 251V250H28ZM39 251V250H37ZM42 251V250H41ZM45 251V250H44ZM67 251V252H68ZM88 251V250H87ZM109 251V250H108ZM110 251H114V248ZM154 251V250H153ZM160 251V250H159ZM174 251V250H173ZM196 251V250H195ZM251 251V250H250ZM255 251V250H254ZM3 252V251H2ZM0 252V253H2ZM72 252V250H71ZM69 252V253H71ZM86 252V250H85ZM106 253V251H104ZM115 252L117 253V249L115 250ZM115 252H113L115 254ZM126 252V251H125ZM128 252V251H127ZM197 252V251H196ZM7 253V252H6ZM22 253V252H21ZM25 253V251H24ZM30 253V251H29ZM34 253V252H33ZM44 252H42V255ZM51 253V252H49ZM55 253V252H54ZM57 253V252H56ZM64 253V254H65ZM79 253V252H78ZM83 253V251H82ZM103 253V254H105ZM111 253V255L113 254ZM134 253V254H135ZM169 253V252H168ZM172 253V252H171ZM175 253V252H174ZM250 253V252H249ZM27 254V252H26ZM36 254V253H35ZM63 254V253H62ZM72 254V253H71ZM70 254V255H71ZM76 254V253H75ZM121 254H122V251H121ZM133 255V253H130ZM167 254V253H166ZM196 254V253H195ZM251 254V253H250ZM14 255V254H13ZM17 255V254H15ZM28 255V254H27ZM47 255V254H46ZM49 255V254H48ZM51 255V254H50ZM60 255V254H59ZM67 255V253H66ZM65 255V256H66ZM82 255V254H81ZM89 255V254H88ZM87 255V256H88ZM100 255V254H99ZM171 255V254H170ZM253 255V254H252ZM263 255V254H262ZM32 256V255H31ZM64 256V255H63ZM72 256V255H71ZM76 256V255H75ZM86 256V257H87ZM104 256V255H103ZM117 256V254L115 255V257ZM119 256V255H118ZM125 256V255H124ZM127 256V255H126ZM125 256V257H126ZM131 256V255H130ZM141 256V255H140ZM139 256V257H140ZM172 256V255H171ZM249 256V255H248ZM47 257V256H46ZM54 257H56L54 255ZM70 257V256H69ZM106 257V256H105ZM113 258L114 255H112ZM129 257V256H128ZM134 257H136L134 255ZM133 257V258H134ZM138 257V256H137ZM195 257V256H194ZM235 257V258H236ZM243 257V256H241ZM255 257V256H254ZM257 257V256H256ZM16 258V257H15ZM26 258V257H25ZM49 258V257H48ZM81 258V257H80ZM91 258V257H90ZM98 258V257H97ZM101 258L103 257H99L95 262L96 264H100L101 261ZM132 258V262H134ZM162 258V257H161ZM159 258V260L161 259ZM170 258H173V257H169V258H165V260H160L159 261V264H175L173 263L174 260H166V259H170ZM193 258V257H192ZM240 258V257H238ZM253 258V257H252ZM259 258V257H258ZM262 258H264V256H262ZM70 259V258H69ZM74 259V258H73ZM85 260V258H83ZM87 259V258H86ZM107 259L106 262H108V260H110L111 258L108 257L105 258ZM104 259V260H105ZM116 259V258H115ZM123 259V258H122ZM121 259V260H122ZM126 259V258H124ZM123 259V260H124ZM131 259V258H130ZM178 258H176L175 261H177ZM181 259V258H180ZM219 259V258H218ZM221 259V258H220ZM224 259V258H222ZM241 259V258H240ZM2 260V258H1ZM20 260V258H19ZM29 260V259H28ZM32 260V259H31ZM49 260V259H48ZM90 260V259H88ZM112 261L114 259H111ZM119 260V259H118ZM136 260V259H135ZM141 260V259H140ZM139 260V261H140ZM148 260V259H147ZM145 260V261H147ZM153 260V259H152ZM158 260V259H157ZM217 260V259H216ZM227 261V259H225ZM224 260V261H225ZM232 260V258H231ZM230 260V261H231ZM247 260V258H246ZM257 260V259H256ZM26 261V260H25ZM24 261V262H25ZM82 261V260H81ZM125 261V260H124ZM206 262H210V261H207V258L205 260ZM218 261V260H217ZM223 261V262H224ZM235 261V260H234ZM237 261V260H236ZM245 261V260H244ZM250 261L251 258H250ZM249 261V262H250ZM10 262V260H9ZM16 262L18 263V259L16 260ZM23 262V261H22ZM23 262V263H24ZM31 262H34V261H31ZM79 262V261H77ZM95 262H86V260L82 261L83 264H94ZM105 262V261H104ZM103 262V263H104ZM105 262V263H106ZM119 262V261H117ZM123 262V261H122ZM151 262V261H150ZM149 262V263H150ZM168 262V263H167ZM179 262V261H178ZM191 262H194L195 264L199 262V259H196L194 261H191ZM213 262V261H212ZM211 262V263H212ZM216 262V261H215ZM214 262V263H215ZM221 262V263H223ZM239 262V261H238ZM242 262V261H241ZM253 262V261H252ZM256 262V261H255ZM258 264H259V261H257ZM261 263L264 262V259H263V262L260 261ZM2 264V261L0 262ZM36 263V262H35ZM76 263V262H74ZM113 263V262H112ZM129 263V262H128ZM137 263V261H136ZM141 263V262H140ZM147 263V264H149ZM200 263V262H199ZM225 263V262H224ZM229 263V262H228ZM232 264V262H230ZM229 263V264H230ZM243 263V262H242ZM251 263V262H250ZM5 264V263H4ZM9 264V263H7ZM26 264V263H25ZM30 264H33V263H30ZM73 264V263H71ZM78 264V263H77ZM107 264V263H106ZM110 264V263H109ZM121 264V263H120ZM126 264V263H125ZM139 264V263H138ZM142 264V263H141ZM178 264V263H176ZM188 264V263H187ZM190 264V263H189ZM206 264V263H205ZM219 264V263H217ZM226 264V263H225ZM238 264V263H237ZM241 264V263H240ZM246 264V263H245ZM249 264V263H247ZM253 264V263H252ZM257 264V263H256Z\"/></svg>",
	"mask_w": 264,
	"mask_h": 264
}]
</instances>
